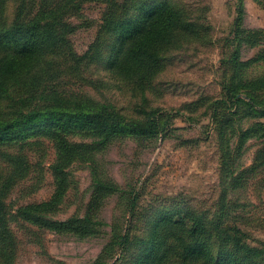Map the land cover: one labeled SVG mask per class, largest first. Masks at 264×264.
Masks as SVG:
<instances>
[{
	"label": "rangeland",
	"instance_id": "obj_1",
	"mask_svg": "<svg viewBox=\"0 0 264 264\" xmlns=\"http://www.w3.org/2000/svg\"><path fill=\"white\" fill-rule=\"evenodd\" d=\"M151 8L172 10L162 21L176 26L162 39L147 30L161 24ZM129 21L140 24L133 37L116 29ZM20 24L29 35L5 37ZM235 26L264 29V1L0 0V65L13 66L0 69L1 122L33 110L73 115L32 122L25 138L0 137V264H264V170L246 174L239 191L224 178L251 167L263 147L248 139L224 172L236 143L227 134L224 157L211 118L227 98L221 60ZM260 48L241 42V60ZM130 54L134 67L120 75ZM256 110L233 108L231 130L264 125ZM110 122L120 131L106 137L98 128ZM60 138L68 157L55 171ZM51 200L41 223L18 218L19 208Z\"/></svg>",
	"mask_w": 264,
	"mask_h": 264
},
{
	"label": "trees",
	"instance_id": "obj_2",
	"mask_svg": "<svg viewBox=\"0 0 264 264\" xmlns=\"http://www.w3.org/2000/svg\"><path fill=\"white\" fill-rule=\"evenodd\" d=\"M264 1V0H263ZM242 7V4H240V8ZM146 9V8H143ZM172 11L170 8H165L163 10V13L166 14L167 12ZM151 18L157 17V22L160 24L159 21H161L160 29L158 32L156 31L157 23L152 22L150 26L148 27V31L151 30L149 35L154 34V37L157 35V39H162L165 35L169 34L171 30L174 29L176 26L175 22L173 21V17H168V20L162 21V18L164 17V14L162 15H156V9L151 8ZM240 22V18H236V23ZM140 26L139 22H124L121 24H118L116 26V29L120 30V33L127 37H133L135 33L138 31V27ZM28 26L25 24H20L11 27L10 29H7L4 31L5 37H11L13 39H16L17 37H22L23 34H28L29 32H26L23 30L24 28H27ZM31 27V26H30ZM236 28V26L234 27ZM31 31V30H30ZM2 32V31H1ZM0 32V33H1ZM234 38L230 40L233 50L231 53V56L228 59L221 60V63L225 65V75L223 76V82L222 86L223 89L226 92V99L222 100H216L213 104L211 118L213 121H215V124L217 125V130L221 131V147L223 151L224 157H230L231 156V147H230V141H227L225 137H227V134H233L234 142L237 144L235 145V150L233 151L234 159L231 163H227L228 166L224 169V172L230 171V167H234L238 160L241 157V152L244 148L245 142L252 138L256 141L260 142L261 147H263L261 150H259V154L255 161L253 162V165L251 167H240V170L235 177L233 176L234 170L232 171V174L225 175V179L227 180V184L232 185V187L235 189V191L241 190L244 186L245 176L248 173H256L254 175L259 174L262 170H264V160L261 159L264 157V125L261 123H255L252 126L248 128H242L237 130H231L232 128V121L228 115L230 114V111L233 108H236L239 112L242 107L246 106L254 111H257L256 109L259 107L260 110L258 113L260 115H264V29H240L236 28V30L233 32ZM26 36V35H25ZM27 38V37H26ZM241 42H246L250 45V47H261L260 53L257 55V58L242 61L241 60V54H240V48H241ZM151 43H148L150 45ZM136 50L133 49V52ZM132 54L128 55L124 61H121L117 68L118 73L120 75L126 74L130 72L134 64L132 63ZM7 61V59H6ZM8 62V61H7ZM7 62H4L0 65V69L5 68L9 69L13 66L11 64L7 65ZM224 62H226L228 65H226ZM257 65V69L261 71L260 74H252L251 68ZM231 73V74H230ZM0 89H5V79L2 77V74L0 72ZM241 95H244L243 98ZM221 109V110H220ZM220 111H222L220 113ZM86 113H80L78 119L81 117H85ZM62 117L63 119H66L68 117H73V115L70 112H56L52 109L47 110H33L29 111L28 113L24 114V116L21 119H15L11 122H1L0 120V137H4V135H7V137L12 138L15 135H19L21 138L26 137V132L28 131V128L32 122H42L47 120H54L57 117ZM87 118V117H86ZM86 118H84L82 121H84ZM89 126L95 125L98 126V123L96 122H90L88 124ZM98 129H105V135L106 137L112 136L115 132H119L120 130H117L114 128V123H102ZM98 131V130H96ZM99 132V131H98ZM101 133V132H100ZM61 141H59V148L57 150V161L54 164L55 171H58L61 169L62 166H64L65 162L67 161L68 155H65L63 151V140L60 138ZM104 142L102 139L98 140V143L101 144ZM226 161V160H225ZM107 187V186H106ZM54 201L51 200L50 202L43 203L39 206H26L23 208H19L16 212H18V218L25 221L30 222L32 224H39L41 223L40 218L37 216L39 213V209L42 206H49ZM135 200L131 203L130 209L133 211L135 209ZM55 226V230L57 231H68V230H74V231H82V229L85 228V225L80 224L78 226H71L68 224H62L57 223L53 224ZM122 241L119 242L122 245V248L125 249L129 246L130 243V234L128 232H125L122 236ZM218 264H233V261L229 257H220L218 260Z\"/></svg>",
	"mask_w": 264,
	"mask_h": 264
}]
</instances>
